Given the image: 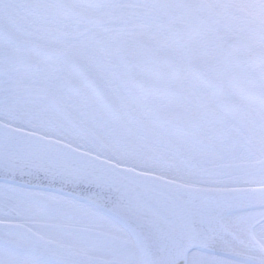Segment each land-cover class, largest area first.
<instances>
[{
    "label": "snow or ice",
    "instance_id": "1",
    "mask_svg": "<svg viewBox=\"0 0 264 264\" xmlns=\"http://www.w3.org/2000/svg\"><path fill=\"white\" fill-rule=\"evenodd\" d=\"M0 264H264V0H0Z\"/></svg>",
    "mask_w": 264,
    "mask_h": 264
}]
</instances>
